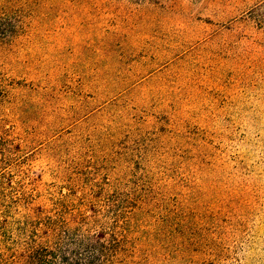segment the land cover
I'll use <instances>...</instances> for the list:
<instances>
[{
  "label": "rangeland",
  "instance_id": "1",
  "mask_svg": "<svg viewBox=\"0 0 264 264\" xmlns=\"http://www.w3.org/2000/svg\"><path fill=\"white\" fill-rule=\"evenodd\" d=\"M47 215L114 264H264V0H0V264Z\"/></svg>",
  "mask_w": 264,
  "mask_h": 264
},
{
  "label": "trees",
  "instance_id": "2",
  "mask_svg": "<svg viewBox=\"0 0 264 264\" xmlns=\"http://www.w3.org/2000/svg\"><path fill=\"white\" fill-rule=\"evenodd\" d=\"M80 222L85 216L80 215ZM77 220V221H79ZM32 222V223H31ZM34 225L31 240L21 252V264H114L117 238L102 235V230L84 232L80 226L66 227L60 217L47 215L45 218L29 221ZM42 235H39V230ZM53 235L52 245L37 242V237Z\"/></svg>",
  "mask_w": 264,
  "mask_h": 264
}]
</instances>
